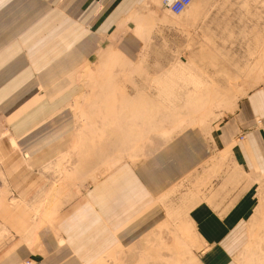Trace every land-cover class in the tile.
Instances as JSON below:
<instances>
[{
	"label": "crops",
	"instance_id": "crops-1",
	"mask_svg": "<svg viewBox=\"0 0 264 264\" xmlns=\"http://www.w3.org/2000/svg\"><path fill=\"white\" fill-rule=\"evenodd\" d=\"M145 1L0 0V264L116 262L121 246L183 220L198 264H235L264 174V82L208 126L162 136L150 114L168 85L151 77L169 74L151 61L167 37L136 26L166 9ZM125 18L143 40L111 41ZM107 47L139 75L115 63L111 79L89 81ZM108 154L137 158L88 179Z\"/></svg>",
	"mask_w": 264,
	"mask_h": 264
},
{
	"label": "rangeland",
	"instance_id": "rangeland-1",
	"mask_svg": "<svg viewBox=\"0 0 264 264\" xmlns=\"http://www.w3.org/2000/svg\"><path fill=\"white\" fill-rule=\"evenodd\" d=\"M150 1H145V9H149V5H152L154 9H158L156 6L161 5V0H156V6ZM196 4L199 6L197 10H200L202 6L204 10L202 12H196V10L195 12L198 13L197 19L189 22L185 27L168 26L158 20L156 15L159 13L150 11L143 13L146 16L142 18H147L149 22L146 19L143 20L142 24L136 26L137 31L146 32L148 36H153V39L157 34H163V31L167 37V39L164 38L163 44L155 50L157 60L151 61V66L156 67L154 70H162V73H164L165 69L169 74L167 76L151 77L153 85L158 82L159 84L167 83L168 85V87L166 86V92L160 93L168 104L162 105L163 108H156V112L150 114L151 116L162 117V123L156 124L159 133L164 137H170L176 131L188 126L205 127L209 125L213 120L219 119L225 113L233 110L237 100L247 90L259 82H264V0H196ZM167 12L169 11L166 9L162 14ZM173 16L176 19L181 17V15ZM157 20L161 23V27H156L157 23L160 24ZM127 21V18H125L119 23L117 31L120 30V34H116L115 40L111 39L112 42L128 35L143 40L142 37L134 33L133 29L128 28ZM163 24L166 26L165 28L162 27ZM148 40L150 41V37ZM115 63L119 64L120 68H130V70L135 68L137 75H139L138 71L142 69L137 65L136 67L132 66L123 56L114 54L112 64H107L108 66H105L104 69L103 63L98 62L97 68H101L100 74H103L102 78L98 76L97 80H103V82L109 80V75H111ZM143 63L144 61L140 59L135 62V64L141 66H143ZM253 67L259 69L257 73L260 77L256 82L252 81L249 78L250 75H248L256 69ZM92 72L95 73L96 71ZM195 73H199L200 76L195 75ZM181 75L186 76L182 77ZM87 79L91 81L90 78L87 77ZM92 82L96 83L97 81ZM191 84L194 86L193 89L185 92L176 90L181 88L179 85L187 87ZM209 88L214 93L211 94L214 95L212 96L213 104L211 103L209 106L206 121L199 122L198 119H193L194 114L190 112L189 108L192 107L193 99L201 102L200 98L196 96L207 92ZM137 93L142 95L141 92V94ZM81 116L84 117L83 114ZM152 121L154 122V120ZM156 128L155 126L152 129ZM95 142H93V145ZM72 151L78 153L79 146L77 151L76 147L72 148ZM105 157V160L109 157L108 159H111V161H105L104 164L100 163V165L94 166L91 169L92 172L88 175V179L94 181L99 174L107 172L124 158L130 160L137 158L132 155L124 157L109 154ZM72 167L73 165H71ZM63 168L65 167L63 166ZM62 176L63 173L57 171V178L61 180ZM78 189L79 187L75 188L74 191H78ZM254 199L255 203L250 211L249 218L244 222V244L237 251L232 252L233 263L235 264H264V174L257 180ZM175 226H170L167 221L159 223L151 231L139 237L134 245L121 246L123 249L118 253L116 262L112 255L105 254L107 264H117L119 258L121 264H138L142 255L141 252L153 247H164L161 249L160 254L165 259L149 260L152 264L155 262L157 264H180L181 260V264H198L196 255L193 252L195 247L193 243L194 235L191 234L193 230L189 228L187 220H183ZM168 244L170 247L167 248ZM167 256L168 259H166ZM123 261L124 263H122Z\"/></svg>",
	"mask_w": 264,
	"mask_h": 264
},
{
	"label": "bare ground",
	"instance_id": "bare-ground-1",
	"mask_svg": "<svg viewBox=\"0 0 264 264\" xmlns=\"http://www.w3.org/2000/svg\"><path fill=\"white\" fill-rule=\"evenodd\" d=\"M155 2H156V0H151V3H154L155 4ZM161 5H162V0H161ZM155 6H156V4H155ZM163 6V5H162ZM157 8H158V6H156ZM164 7V6H163ZM188 7V8H187ZM184 10H182V12L181 13H179L178 15H181V17L180 18H178L177 17V19L176 18H174V16L173 15H175V14H173L168 8H166V7H164L165 9H167L169 12H167V13H165V14H161V15H159V16H157L158 17V20L160 21V22H163L164 24H166V25H168V26H176V27H179V26H182V27H185V26H187L188 24H189V22H192V21H195L196 19H197V17H198V13H196V12H202L203 10H204V8H203V6L201 7V9L200 10H197L198 8H199V6H197V4H196V0H192L191 2H190V4L187 6ZM187 9V10H186ZM197 10V11H196ZM196 11V12H195ZM149 15V14H148ZM153 18H155V17H153ZM147 19V18H146ZM157 20V21H158ZM146 21H148V19L146 20ZM149 22V21H148ZM116 50H114V48H112V47H107L106 49H101L100 51H99V53H98V57H99V61L98 62H100V63H103V69H104V67L105 66H108L109 64H112V58H113V56H114V54H117V55H120L121 57L122 56H124V55H122L119 51H116ZM261 54V53H260ZM263 54V53H262ZM264 56V55H263ZM118 57V56H117ZM262 57V56H261ZM260 57V58H261ZM125 59V58H124ZM127 62V61H126ZM129 63H131V62H129ZM108 64V65H107ZM257 67H258V65H256ZM252 67V66H251ZM254 69L256 68V67H253ZM98 70L95 72V73H93L92 71H91V69H89L88 71H87V77L88 78H90V80H93V81H96V79L98 78V76H100L101 78H102V74H100V72L102 71L101 70V68H97ZM253 69V70H254ZM259 69L258 68H256L254 71H251L248 75H250L249 76V78L252 80V81H254V82H256L257 81V79L260 77L259 76V74L257 73V71H258ZM258 74V75H257ZM112 76V75H111ZM95 78V79H94ZM111 79V78H110ZM249 79V80H250ZM99 80V79H98ZM251 80H250V82H251ZM111 81V80H110ZM99 82V81H98ZM212 86V85H211ZM210 87V86H209ZM204 88H206V87H204ZM207 89V88H206ZM203 90H205V89H203ZM98 91V90H97ZM206 91V90H205ZM140 93V92H139ZM141 94V93H140ZM200 94V93H199ZM211 94H214V93H212L211 91H210V88H209V90H207V92H205V93H203V94H200V95H198V96H196V97H199L200 99V101L201 102H197L196 100L197 99H193V103H192V107L190 106V108H189V110H190V112H192V114H194V118L193 119H198V121L199 122H204V120L206 119V117H207V115H208V113H209V111H208V109H209V106L211 105V103L213 104V100H212V96H214V95H211ZM137 95H138V97L139 98H141V96H139V94L137 93ZM144 95V94H143ZM191 95V94H190ZM123 97V96H122ZM143 99H145V98H143ZM221 100H222V98H221ZM218 102H219V100H218ZM96 103V102H95ZM97 104V103H96ZM219 104V103H218ZM99 106V105H98ZM128 106V105H127ZM236 107V106H235ZM96 108V107H95ZM105 112H106V110H105ZM94 113V112H93ZM198 113H199V115H198ZM106 116V115H105ZM88 118V117H87ZM88 120V119H87ZM190 121V120H189ZM206 121V120H205ZM192 122V121H191ZM92 123V122H91ZM83 124H85V123H83ZM84 127L83 128H85L86 126L85 125H83ZM208 126V125H207ZM86 128H88V126L86 127ZM92 133V132H91ZM89 141V140H88ZM91 142H95V141H92V140H90ZM76 142H74L73 141V143H72V146H71V148H74V147H76V151H77V146H76V144H75ZM78 145V144H77ZM79 146V145H78ZM94 146V145H93ZM93 154V153H92ZM89 157V156H88ZM106 158V157H105ZM109 158V157H108ZM104 159V161H101L100 163L102 164H104V162L105 161H111V159ZM106 164V163H105ZM61 190V189H60ZM63 190V189H62ZM61 190V191H62ZM70 191V190H69ZM68 191V192H69ZM259 210V209H258ZM257 212V211H256ZM258 213V212H257ZM255 216H257V215H255ZM254 216V217H255ZM257 220V219H256ZM189 222H190V224H192L191 223V221L189 220ZM189 224V225H190ZM261 224V223H260ZM183 230V229H182ZM185 236V235H184ZM173 239V238H172ZM180 239V238H179ZM182 239V238H181ZM262 240V239H261ZM172 241V240H171ZM175 241H176V239H175ZM173 242V241H172ZM174 243V242H173ZM184 245H185V243L184 242H182ZM181 243V244H182ZM259 243H260V241H259ZM157 244H158V242H157ZM156 245V244H155ZM154 245V246H155ZM173 245V244H172ZM177 246V245H176ZM168 247H170L169 246V244H168V246H167V248ZM164 248V247H163ZM162 247L160 248V247H157V248H155V247H153L152 249H146V250H144L143 252H141L142 253V255H141V258L139 259V261H138V264H152V262L150 263L149 262V260H161V258L162 259H165L161 254H160V251H162L161 249H163ZM177 249V248H176ZM178 250V249H177ZM169 251V250H168ZM174 253V252H173ZM180 254V253H179ZM125 255V254H124ZM177 255V254H176ZM181 255V254H180ZM194 255V254H193ZM263 255V254H262ZM171 257H173V256H171ZM166 259H168V256H167V258ZM260 259H262V258H260ZM175 260V259H174ZM168 261V260H167ZM173 261V260H172ZM181 263H182V260L180 261ZM122 263H124V261L122 262ZM163 263V262H162ZM164 263H168V262H164ZM180 263V264H181ZM117 264H121V261H120V258L118 259V262H117ZM154 264H157L156 262L154 263ZM174 264H177V263H174Z\"/></svg>",
	"mask_w": 264,
	"mask_h": 264
},
{
	"label": "built area",
	"instance_id": "built-area-1",
	"mask_svg": "<svg viewBox=\"0 0 264 264\" xmlns=\"http://www.w3.org/2000/svg\"><path fill=\"white\" fill-rule=\"evenodd\" d=\"M192 0H162V5L168 8L173 14L178 15Z\"/></svg>",
	"mask_w": 264,
	"mask_h": 264
}]
</instances>
